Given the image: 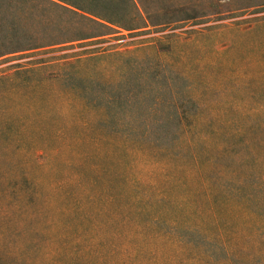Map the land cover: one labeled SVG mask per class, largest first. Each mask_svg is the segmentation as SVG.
I'll use <instances>...</instances> for the list:
<instances>
[{"label":"trees","instance_id":"obj_1","mask_svg":"<svg viewBox=\"0 0 264 264\" xmlns=\"http://www.w3.org/2000/svg\"><path fill=\"white\" fill-rule=\"evenodd\" d=\"M148 20L140 0H0V59L40 56L0 73V150L38 171L6 205L66 220L42 261L24 243L0 264H264V77L219 112L189 37L86 48ZM227 152L260 177L220 172Z\"/></svg>","mask_w":264,"mask_h":264},{"label":"rangeland","instance_id":"obj_2","mask_svg":"<svg viewBox=\"0 0 264 264\" xmlns=\"http://www.w3.org/2000/svg\"><path fill=\"white\" fill-rule=\"evenodd\" d=\"M140 1L146 16L149 17L147 28L131 32L119 29V34L99 38L96 44H90L86 48L124 49L133 48L137 43L149 39H163L162 41L166 42L167 39L174 41L173 35L189 37V53L193 60L204 62L202 74L208 87L206 89L208 94H211L212 107L219 112L230 97L246 94L243 84L237 86L241 79L250 76V79L258 81L264 77V0ZM38 57L40 56L16 54L1 58L0 73L7 74L12 71L14 65ZM261 101L262 99H259L252 107L259 108ZM254 120L261 128L256 134V139L261 141L256 149L264 157V130L261 127L264 115H254L251 121ZM224 138L226 135L221 137V143L226 145ZM230 142L235 143L234 140L229 141L228 149L236 152ZM240 154L249 159L246 158V151H240ZM27 156V153L0 150V249L25 243L28 245L27 252H34L36 258L42 261L44 252H48L52 247L55 249V245L48 241L49 237L60 235L66 220L62 215L58 217L52 207L42 213L38 209L20 213L19 204V210L16 211L15 205L14 208L11 206L13 209L6 205L9 204L8 194L19 184L17 180L23 173L29 170L28 173L32 172L36 177L34 173L38 171H33L32 160L27 159ZM231 158L229 152L227 155L221 154V166L217 169L220 172L233 171L260 177L258 172H262V168L258 169L256 164V171L254 168L249 169L251 164L243 167H224ZM52 177L46 174L39 178L41 195L47 196ZM27 184L22 181L21 187L25 189ZM34 246L37 248L34 249Z\"/></svg>","mask_w":264,"mask_h":264}]
</instances>
